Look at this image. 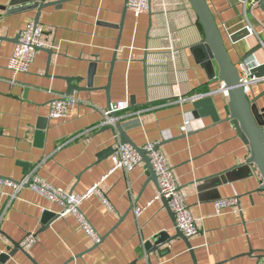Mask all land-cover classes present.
<instances>
[{
  "label": "crops",
  "instance_id": "obj_1",
  "mask_svg": "<svg viewBox=\"0 0 264 264\" xmlns=\"http://www.w3.org/2000/svg\"><path fill=\"white\" fill-rule=\"evenodd\" d=\"M206 2L239 67L264 41L263 12L253 0ZM31 5L0 0V179L21 183L37 175L67 193H85L109 174L121 143L104 126L102 112L127 101L119 123L138 149L160 145L199 231L189 238V249L163 198L153 201L158 180L144 161L101 181L109 205L97 196L81 205L102 237L99 245L73 215L60 217L56 202L28 186L16 192L0 183V264H258L255 257L264 251L263 179L228 121L222 82L209 78L193 52L205 39L188 0L152 3L139 17L125 0H65L45 8L39 22L43 48L28 73L15 75L8 63L15 40L38 14L25 10ZM245 28L254 34L234 43L231 36ZM251 60L263 65L264 45ZM252 90L253 97L262 95L264 83ZM61 97L77 103L64 117L52 118L50 105ZM197 97H213L219 120L193 107ZM231 198L238 204L218 214L216 202ZM145 206L134 215V207ZM28 235L36 243L25 253L15 244ZM162 239L154 251L146 245ZM251 248L255 253L248 256Z\"/></svg>",
  "mask_w": 264,
  "mask_h": 264
},
{
  "label": "built area",
  "instance_id": "obj_2",
  "mask_svg": "<svg viewBox=\"0 0 264 264\" xmlns=\"http://www.w3.org/2000/svg\"><path fill=\"white\" fill-rule=\"evenodd\" d=\"M163 1L164 0H128L127 5L133 14L136 17H139V15L150 10L152 3ZM262 1L264 2V0ZM241 2L247 4L248 0H241ZM255 5H258V3H255ZM44 31L45 28L43 25L32 22L25 30L20 32L15 51L8 63V69L12 73L15 75L28 73L37 51L43 48L41 37ZM248 32L249 35L254 34V31L251 28H248ZM254 65L255 63L253 60L239 65L241 87L250 96L253 95L252 88L255 85L264 83V76L259 78L252 74L251 69L254 68ZM220 91L223 92L226 98L228 97V91H226L223 85ZM197 98L200 99L202 97ZM76 103L77 100L74 97H61L54 100L50 105L51 117L56 119L64 117L69 107ZM127 109H129V103L127 101L111 103L108 108L102 112L104 126L109 125L115 127V125L120 122V114L124 113ZM183 131H186L185 126ZM118 136L119 135H116L115 137L118 138ZM115 146L114 154L112 156L113 168L110 170L109 174L117 170L130 172L142 164L143 160L137 148L128 144L122 145L118 140ZM142 149L146 152L149 163L156 176V180H158L159 193L153 201L160 200L161 198L168 200L169 208L175 216L177 229L187 238L196 236L199 231L197 219L191 214L186 202V197L182 193L177 180H175L173 169L169 162H167L160 145L158 143L148 142ZM108 175L103 177L101 181H104ZM101 181L90 187L85 193L77 195L52 187L41 180L37 175L28 176L21 183L0 179V183L12 186L16 192L20 191L23 187L28 186L49 200L56 202L61 206L59 216L64 217L67 215H73L77 219L80 228L86 233L94 245H99L102 242V237L94 230L81 212V205L92 196L99 197L106 205H109L108 199L100 188ZM150 204L151 202L147 206ZM237 204L238 200L235 198L217 201L216 212L221 214V211L229 209ZM147 206L144 208L134 207V215H141ZM35 243L36 237L34 235H28L20 243V246L26 251Z\"/></svg>",
  "mask_w": 264,
  "mask_h": 264
},
{
  "label": "water",
  "instance_id": "obj_3",
  "mask_svg": "<svg viewBox=\"0 0 264 264\" xmlns=\"http://www.w3.org/2000/svg\"><path fill=\"white\" fill-rule=\"evenodd\" d=\"M253 1L258 3L259 9L264 14V2L262 0ZM30 2H32V5L26 7L25 10H38V14L35 17L34 23L40 24V16L43 9L61 5L65 2V0H56L50 2L47 0H30ZM125 2L127 3L128 0H125ZM188 2L192 5L197 15L198 21L203 28L205 39L202 45L195 46L193 48V52L195 53L197 60L206 71V74H208L209 78L213 79L218 77L226 91H228V103L226 105L228 121L231 120L233 122L239 133L240 139L243 143H245L246 146H249L250 163L254 164L258 169L260 176L263 179L262 189L264 190V107L259 106V101L264 98V93L260 96L253 97V95H248L241 87V73L239 67L233 61L228 49L226 48L225 38H223L215 15L206 0H188ZM1 9L6 11L4 8ZM247 36H249L248 28H245L237 35H232L231 39L234 41V43H237L241 40H244ZM0 40H3V38L0 37ZM17 42L18 38L15 40V43ZM263 45L264 41H262L261 44L252 50L248 51L241 59V64L251 61L253 54L257 50L262 49ZM254 63V68L251 69L252 74L262 78L264 76V63L263 65H259L255 61ZM70 89V93H73L72 88ZM193 107L197 109L200 114L212 116L215 121L219 120L220 118L218 108L215 106L213 97L198 99L194 102ZM105 127L106 129L112 130L115 136H120V142L122 145L128 144L134 148H137L126 134L127 128L125 125L118 123L115 125V127H111L109 125H106ZM138 150L142 160L147 163L152 170L146 152L143 149ZM163 201L168 211L171 213L170 215H172L175 220V216L169 208L168 200L163 198ZM177 232L179 233V236L186 240L188 248L191 249L189 238L185 237V235L178 229ZM162 241L163 239L158 241L155 246H153L151 243L146 245L149 249L154 251V249L160 243H162ZM15 246L18 249L24 251L21 248L20 243L15 244ZM24 252L26 253V251ZM254 253L255 251L251 248L248 256L253 255ZM255 258L258 264H263L264 251L261 252V255L256 256Z\"/></svg>",
  "mask_w": 264,
  "mask_h": 264
}]
</instances>
